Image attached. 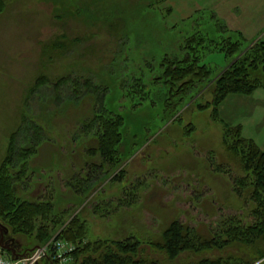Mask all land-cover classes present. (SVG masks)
I'll return each mask as SVG.
<instances>
[{
  "label": "rangeland",
  "instance_id": "obj_1",
  "mask_svg": "<svg viewBox=\"0 0 264 264\" xmlns=\"http://www.w3.org/2000/svg\"><path fill=\"white\" fill-rule=\"evenodd\" d=\"M165 1L8 0L0 15V165L13 137L19 150L36 148L18 197L51 199L55 213L67 222L79 216L86 224L85 241L135 237L155 257L159 252L153 243L173 220L205 235L216 234L229 216L253 220V176L227 151L226 130L239 125L243 136L262 148L255 112L264 87L249 95H228L219 105L220 118L214 116L215 106H201L213 101L217 76L251 46L264 43V0L256 16L250 13L254 0H247L243 18L254 23L243 21L242 29L230 27L213 7L172 22V8L161 7ZM212 12L247 43L237 56L206 49L204 61L216 77L195 95L174 97L170 109L171 100L151 78L163 56L181 54L189 35L216 39ZM63 34L68 48L54 51L50 41ZM229 36L238 38L224 34ZM75 38L80 43L69 46L67 40ZM61 77L91 79L106 93V106L126 119L123 161L116 171L102 173L105 177L92 188L79 185L89 175L87 164L100 163V156L90 153L97 141L84 127L95 100L86 94L76 100L71 83L56 85ZM138 77L146 85L143 91L133 86ZM39 138L40 144L31 145ZM0 226L9 229L5 244L21 253L46 244L14 234L2 218Z\"/></svg>",
  "mask_w": 264,
  "mask_h": 264
},
{
  "label": "trees",
  "instance_id": "obj_2",
  "mask_svg": "<svg viewBox=\"0 0 264 264\" xmlns=\"http://www.w3.org/2000/svg\"><path fill=\"white\" fill-rule=\"evenodd\" d=\"M7 2L8 0H0V15L7 8ZM212 15L219 32L216 39L189 35L183 42L181 54L174 57L169 54L163 56L158 72L151 78V84L164 89L168 97L166 100H171L167 104L170 109L175 105L172 102L174 97L179 96L178 100H181L189 93L195 95L216 77L210 64L204 61L206 49L217 50L225 54V57L237 56L243 51L242 45L247 43L240 32L229 29L216 13L212 12ZM227 33L238 38L224 37ZM65 39L66 34L57 36L50 41L49 46L54 51H62L68 48ZM67 41L69 46H73L80 43L81 39ZM217 77L213 101L201 106H215L216 118L219 117V105L228 95H249L264 87V43L257 42L251 46ZM40 82L39 79L38 83ZM68 83H71V92L76 100H82L85 94L93 96L95 100L92 116L85 120L84 127L87 135H92L97 141L90 153L99 155L100 163L96 161L87 164L89 175L79 185L92 188L105 177L101 178L102 173L116 171L123 161V129L126 119L122 113L106 106V93L91 79L85 78L82 81L80 78L61 77L56 85L61 84L62 87ZM133 86L141 91L146 88L141 77L135 78ZM225 137L227 151L245 172L253 176L251 191L256 205L252 212L253 220L245 223L236 216L226 217L220 221L217 232L213 235H205L194 227L173 220L153 243V247L159 252L157 257L147 254L143 244L135 237L85 241L86 224L79 216L67 222L63 214L55 213L51 199L30 201L18 197V184L25 177L28 160L36 153V148L19 150L14 137L8 155L0 165V218L10 226L14 234L34 236L39 243H47L54 237L76 242L77 248L67 264H255L264 259V150L255 140L243 136L239 125L228 127ZM33 141L31 145L40 144V138ZM18 164L20 169H17ZM241 185H246L244 179L241 180ZM186 253L194 258H183ZM45 263L55 264L50 258H46Z\"/></svg>",
  "mask_w": 264,
  "mask_h": 264
},
{
  "label": "crops",
  "instance_id": "obj_3",
  "mask_svg": "<svg viewBox=\"0 0 264 264\" xmlns=\"http://www.w3.org/2000/svg\"><path fill=\"white\" fill-rule=\"evenodd\" d=\"M259 2L260 0H254L250 4V13L252 16L257 15V8H258ZM248 5H249V2H247V0H166L161 5V7L172 8L173 13L171 14L172 17H170L172 22H176L177 20L188 18L195 11L201 8H204V7L212 8L213 7L215 8L216 12L227 22V24L230 27L234 29H237V28L242 29L240 28L242 23L252 22V20L243 18V15L247 13ZM238 10H240V12H238ZM260 89H263V88H260ZM260 94L256 99L257 101H256V112L255 113H256V126L259 128L258 131L262 137V138L260 137L259 144L264 149V93H260ZM239 96H244V95L239 94Z\"/></svg>",
  "mask_w": 264,
  "mask_h": 264
},
{
  "label": "built area",
  "instance_id": "obj_4",
  "mask_svg": "<svg viewBox=\"0 0 264 264\" xmlns=\"http://www.w3.org/2000/svg\"><path fill=\"white\" fill-rule=\"evenodd\" d=\"M77 246L68 240L54 237L45 245H40L22 255H12L0 246V264H45L50 258L56 264H67Z\"/></svg>",
  "mask_w": 264,
  "mask_h": 264
},
{
  "label": "water",
  "instance_id": "obj_5",
  "mask_svg": "<svg viewBox=\"0 0 264 264\" xmlns=\"http://www.w3.org/2000/svg\"><path fill=\"white\" fill-rule=\"evenodd\" d=\"M0 232L2 234V237L0 239V246L3 248V249H6V250H11L12 251V255L16 256L15 254V249L11 246H9L8 244H5L4 243V235L5 234H8L9 233V229L7 227H1L0 226ZM262 261V260H261ZM261 261H258L256 262L255 264H259Z\"/></svg>",
  "mask_w": 264,
  "mask_h": 264
},
{
  "label": "flooded vegetation",
  "instance_id": "obj_6",
  "mask_svg": "<svg viewBox=\"0 0 264 264\" xmlns=\"http://www.w3.org/2000/svg\"><path fill=\"white\" fill-rule=\"evenodd\" d=\"M1 233V232H0ZM1 236H2V234H1ZM1 236H0V238H1ZM5 243V242H4Z\"/></svg>",
  "mask_w": 264,
  "mask_h": 264
}]
</instances>
